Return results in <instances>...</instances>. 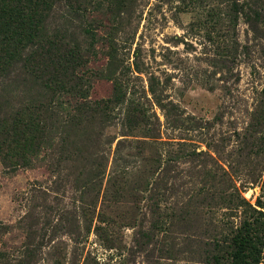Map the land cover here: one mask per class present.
Here are the masks:
<instances>
[{
  "label": "rangeland",
  "instance_id": "374dc122",
  "mask_svg": "<svg viewBox=\"0 0 264 264\" xmlns=\"http://www.w3.org/2000/svg\"><path fill=\"white\" fill-rule=\"evenodd\" d=\"M41 1L20 10L80 47L90 109L0 160V264H229L264 213V0ZM27 51L0 76L16 102Z\"/></svg>",
  "mask_w": 264,
  "mask_h": 264
},
{
  "label": "trees",
  "instance_id": "16d2710c",
  "mask_svg": "<svg viewBox=\"0 0 264 264\" xmlns=\"http://www.w3.org/2000/svg\"><path fill=\"white\" fill-rule=\"evenodd\" d=\"M50 1L42 0L40 10H46ZM20 3L0 1V76L15 49H28L20 73L27 97L16 102L10 91L0 87V160L12 169L31 166L50 145L54 129L59 128L54 132L62 134L61 142L69 141V134L90 109L78 71L81 54L70 50L80 47L49 33L41 14L34 7L20 10ZM84 34L93 41L91 29H84ZM257 215L239 227L229 264L263 262L264 213L257 211Z\"/></svg>",
  "mask_w": 264,
  "mask_h": 264
},
{
  "label": "crops",
  "instance_id": "0c3cea01",
  "mask_svg": "<svg viewBox=\"0 0 264 264\" xmlns=\"http://www.w3.org/2000/svg\"><path fill=\"white\" fill-rule=\"evenodd\" d=\"M261 264H264V252H263V262Z\"/></svg>",
  "mask_w": 264,
  "mask_h": 264
}]
</instances>
